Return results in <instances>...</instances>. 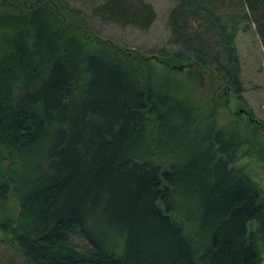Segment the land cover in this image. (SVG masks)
<instances>
[{
  "label": "trees",
  "instance_id": "1",
  "mask_svg": "<svg viewBox=\"0 0 264 264\" xmlns=\"http://www.w3.org/2000/svg\"><path fill=\"white\" fill-rule=\"evenodd\" d=\"M157 18L147 0H0V233L24 264H262L264 120L236 39L264 48V0H176L148 52L94 24ZM230 96L247 112L222 124Z\"/></svg>",
  "mask_w": 264,
  "mask_h": 264
},
{
  "label": "rangeland",
  "instance_id": "2",
  "mask_svg": "<svg viewBox=\"0 0 264 264\" xmlns=\"http://www.w3.org/2000/svg\"><path fill=\"white\" fill-rule=\"evenodd\" d=\"M66 1L72 6L80 8L86 12L91 4L97 3L99 0ZM147 1L154 5L158 13V18L146 33H141L132 28L118 27L113 24H103L97 20L94 21V24L101 30L102 35L113 39L119 44H126L128 47L140 48L144 52H148L149 49L154 47L160 48L164 46L167 37V28L164 21L170 7L176 0ZM236 43L243 67L242 77L246 86V92L244 95L248 101V105L252 107L255 114L264 120V48L259 36L252 28L246 32L241 30L237 35ZM159 69L162 70L161 67H159ZM183 71H185V69ZM179 78L181 79L182 76L178 75L177 79L180 80ZM215 86L216 85L210 83L209 80L205 81L202 86L196 88L197 90L194 89V91H192V100L196 101L195 104H198V100H203L207 95L209 98H212ZM229 105V109L224 105L220 110V123L222 124L234 122L235 119L233 113L241 108V102L233 96H230ZM243 116L244 114L241 115V119L244 122L241 123H247L248 119ZM6 204L8 205L7 208H9L8 210H10V213L16 215L18 205L12 194L9 195ZM4 208L6 209V206H4ZM2 209H0V215H3ZM1 236L2 234L0 233V264H24L22 257H19L17 250H15L10 244H7L8 242L1 241ZM10 259L15 260V262L11 263ZM262 264H264V245Z\"/></svg>",
  "mask_w": 264,
  "mask_h": 264
},
{
  "label": "water",
  "instance_id": "3",
  "mask_svg": "<svg viewBox=\"0 0 264 264\" xmlns=\"http://www.w3.org/2000/svg\"><path fill=\"white\" fill-rule=\"evenodd\" d=\"M180 69H182V67H179ZM239 112H247L245 109H240Z\"/></svg>",
  "mask_w": 264,
  "mask_h": 264
}]
</instances>
